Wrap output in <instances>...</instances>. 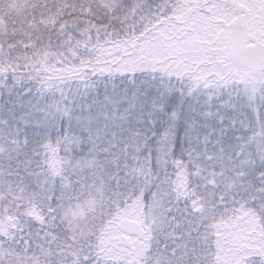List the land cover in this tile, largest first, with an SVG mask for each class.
<instances>
[{
	"label": "snow or ice",
	"instance_id": "1",
	"mask_svg": "<svg viewBox=\"0 0 264 264\" xmlns=\"http://www.w3.org/2000/svg\"><path fill=\"white\" fill-rule=\"evenodd\" d=\"M0 0V264H264V0Z\"/></svg>",
	"mask_w": 264,
	"mask_h": 264
},
{
	"label": "trees",
	"instance_id": "2",
	"mask_svg": "<svg viewBox=\"0 0 264 264\" xmlns=\"http://www.w3.org/2000/svg\"><path fill=\"white\" fill-rule=\"evenodd\" d=\"M19 2V0H12V4H13V11H15L16 10V7H15V5L17 4Z\"/></svg>",
	"mask_w": 264,
	"mask_h": 264
}]
</instances>
